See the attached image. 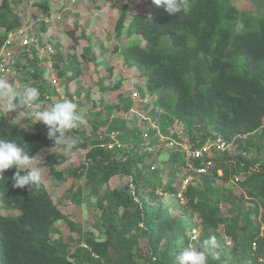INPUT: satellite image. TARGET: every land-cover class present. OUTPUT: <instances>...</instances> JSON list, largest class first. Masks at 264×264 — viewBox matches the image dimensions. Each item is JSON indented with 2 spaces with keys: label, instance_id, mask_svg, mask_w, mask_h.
I'll use <instances>...</instances> for the list:
<instances>
[{
  "label": "trees",
  "instance_id": "obj_1",
  "mask_svg": "<svg viewBox=\"0 0 264 264\" xmlns=\"http://www.w3.org/2000/svg\"><path fill=\"white\" fill-rule=\"evenodd\" d=\"M30 1V0H21ZM255 1V0H249ZM151 7L149 16L132 15L123 35L125 13L115 23V36L130 37L137 35L143 45H131L120 50L125 68L135 70L144 79V87L149 95H155L156 105L172 119L182 122L188 130L199 127L202 131H212L230 142L237 137L249 136L264 128V6L261 14L254 18L244 12H238L230 0H190V11L187 15H169L153 0H147ZM262 7V1H258ZM40 7L47 13L46 5ZM240 21L242 27L236 29ZM21 27V20L12 12L8 0L0 1V51L7 36ZM68 35L73 39V32ZM34 53V52H33ZM22 69L35 83L40 93L56 95L50 91L49 84L43 79L44 70L39 67L35 55H24ZM59 77L63 75L58 73ZM120 84L111 89L117 91ZM164 93H169L168 101ZM119 100L121 96H118ZM121 101V100H120ZM132 105L131 100H122L109 109L126 112ZM172 118V119H171ZM106 124L105 121L102 122ZM34 133L27 132L15 122L0 116V136L17 139L27 143L30 155L46 151L43 167L58 181L64 180L61 171L53 169L57 162L52 151L57 147L54 141L47 138L48 127L39 124ZM75 133L79 134L77 130ZM73 130L68 135L73 138ZM79 138L74 149H86L84 163L67 174L79 179L85 177L84 188L94 193L98 186L104 185L117 175H131L127 165L112 158L111 153L99 146L95 134ZM247 152L248 148L239 149ZM178 154H172L176 160ZM224 158L215 159L211 175L201 176L202 188L198 194L205 195L210 189L211 181L219 178L228 180V169ZM89 161V163L87 162ZM232 175H243L241 186L250 188L248 194L261 196L259 223L250 225V219L241 229L242 238H238L234 227H227L228 235L237 241L243 259L255 263L251 258L254 244H263L259 238L261 224L264 225V163L257 158H247L242 154L234 156L230 163ZM82 170V171H81ZM217 170L222 174L217 177ZM15 168L8 169L4 175L8 178L5 185H0L4 193V202L0 211L15 212V215L0 213V264H143V255L137 248V230L145 238L147 264H167L173 256L182 252L189 243L180 218L166 210H156L153 200L156 191L175 194L174 180L161 187L150 184L149 180L133 179L131 190L126 186L122 190L110 192V203L113 207L99 204L100 216L95 224L105 238L95 240L90 234H83L79 224L66 217L54 204L44 184L39 191L28 186L12 187V176ZM21 174H24L23 171ZM192 186L184 191V199L189 207L196 209L202 229H216L223 224L217 210L210 207L197 195ZM135 193L136 198L132 196ZM186 195V196H185ZM122 212L118 214L117 209ZM257 216V209L254 210ZM63 222L70 233L83 236V247H77L72 255L65 251V245L58 239L51 240L54 224ZM141 225V226H140Z\"/></svg>",
  "mask_w": 264,
  "mask_h": 264
},
{
  "label": "rangeland",
  "instance_id": "obj_2",
  "mask_svg": "<svg viewBox=\"0 0 264 264\" xmlns=\"http://www.w3.org/2000/svg\"><path fill=\"white\" fill-rule=\"evenodd\" d=\"M8 1L13 14L21 20L19 29L26 28L35 34L41 41L42 50L38 53L26 52L19 46L18 39L13 35L14 32H11L3 47L6 52L1 53L8 57L6 80L13 83L18 89L34 86L33 80L25 75L22 64L24 55L28 57L35 55L39 67L44 70V81L49 84L50 91L56 93L54 96H49L45 92L40 95L41 109L64 99L73 100L88 119L86 126L73 129V138H79V144L83 143L82 137H89L92 133L96 137L101 128H116L123 136L126 150L130 152L126 161H120L117 154H111V156L121 164L127 165L131 170V175L117 174L111 177L106 184L98 186L95 193L84 188L86 180L84 176L76 179L67 174L84 163L87 148H72L66 154L64 146L60 145L52 151L57 158L53 169L63 173L64 180L62 181L56 180L50 175L49 169L43 167L46 151L38 154V165L42 168L41 182L58 209L74 223L79 224L83 234L90 233L95 240L101 241L105 236L95 225L100 216L99 204L114 208L109 200L112 190H122L126 186L132 190L134 188V185L131 184L133 179H137L138 182L149 180L150 184L156 187H161L174 180L175 194L170 196L158 189L152 204L156 206V210H166L169 214L180 218L183 226L189 230L186 234L189 243L182 251L189 247L199 249L204 240L215 236L218 247L214 251L218 252L219 259L210 255L209 264H248L243 259L244 253L237 241L228 235L225 228L226 226L233 228L234 222H236L235 233L238 238H242L241 229L247 223L248 218L252 226L259 223V216L262 212L259 205L261 196L256 190H252L256 196L248 194L250 188L245 189L241 186L244 181L243 175H232L230 163L237 154H242L247 158H257L264 163V128L245 138L237 139L226 151L214 154L210 158L211 165L208 167L206 175H211L215 166H219L215 159L226 158L227 160L223 162L228 169V180L223 182L219 178L213 179L209 191L205 195H201V199L197 193L203 187V181L200 177L185 170L179 155L176 160H173V152L158 141L159 135L152 130V124H156L162 135L169 136L167 128L174 130L173 119L171 118L170 124L167 123L166 116L168 119L170 116L166 113L163 114L164 111L156 105L157 97L146 92L144 79L139 76L137 71L125 68L120 55L121 49L131 45L141 46L143 41L137 35L117 38L114 29L115 23L118 17L125 13L123 35L126 34V28L132 15L149 16L151 7L147 0ZM69 1H73V3H69ZM101 1H110V3L105 6V4H101ZM258 1H262V7L259 6ZM98 2L101 3L98 4ZM230 2L238 12H244L251 18L261 14L264 6V0H230ZM40 4L47 6V13L40 7ZM96 4L105 6V9L103 8L104 10L102 9L103 11L94 17L93 14L101 8ZM67 8L69 9L67 10ZM241 27L242 23L238 21L236 29L240 30ZM69 31L73 32L75 39L68 35ZM2 33L3 31L0 30V35ZM58 73L63 76L59 77ZM116 84H120V87L117 91H113L111 88ZM163 95L166 100H172L169 93ZM118 96H121V101ZM128 99L132 101L128 111L113 110L109 112L111 107ZM30 112L31 109L27 107L8 112L3 102H0L1 117L15 122L27 132L34 133L37 130L36 126L42 122H37ZM103 121L106 124L103 125ZM75 130L79 134L75 133ZM204 133V131L197 133L184 128L185 137L189 142H192L195 136L199 140H205ZM240 146L248 148L247 152L239 149ZM87 162L89 163V161ZM221 174L222 171L217 170V177H220ZM184 185L186 188L193 187V193L197 194L195 200L201 199L210 207L215 208L223 224L216 229H202L196 209L186 204V200H190L189 197L185 195L186 200L183 199L182 187ZM180 193H182L181 199L178 196ZM132 196L136 198L135 193H132ZM255 209L258 211L257 216L254 213ZM117 211L120 214L122 209L119 208ZM0 213L2 215L16 214L3 210ZM194 233L197 234L196 239H193ZM132 234L138 237L137 248L139 253L144 256L143 264H147L148 253L145 238L137 230ZM50 238L53 241L59 239L65 245V251L69 256L74 253L77 247L84 248L82 245L83 236L70 233L63 222L54 224V231ZM259 238L263 239V244L253 243L251 258L255 260L256 264H264L263 224L260 227ZM176 255L167 264H173ZM151 264H156V262Z\"/></svg>",
  "mask_w": 264,
  "mask_h": 264
},
{
  "label": "clouds",
  "instance_id": "obj_3",
  "mask_svg": "<svg viewBox=\"0 0 264 264\" xmlns=\"http://www.w3.org/2000/svg\"><path fill=\"white\" fill-rule=\"evenodd\" d=\"M158 7H162L169 15H187L190 11V0H153ZM41 93L35 86H25L18 89L10 81L0 78V102L7 111H15L25 107L31 109L30 115L48 127L47 138L54 141V146H64L65 153L69 152L77 143L68 133L88 124V119L77 103L64 99L41 109L39 100ZM27 143L14 138L0 136V185H5L8 178L4 175L8 169L15 168L12 176V187L23 189L28 186L29 191L41 188L42 168L38 165L37 155L29 154ZM23 171L24 174H21ZM4 193H0V204L4 202ZM197 238L194 233L193 239ZM215 236L203 241L201 248L189 247L174 258L173 264H209V256L219 259Z\"/></svg>",
  "mask_w": 264,
  "mask_h": 264
},
{
  "label": "built area",
  "instance_id": "obj_4",
  "mask_svg": "<svg viewBox=\"0 0 264 264\" xmlns=\"http://www.w3.org/2000/svg\"><path fill=\"white\" fill-rule=\"evenodd\" d=\"M57 19L59 18L57 17ZM13 35L18 39L19 46L26 52L38 53L42 50L39 38L26 28L16 30ZM7 59L8 57L2 55L0 51V78L3 79H6L8 76L9 64ZM146 98H148V96H146ZM163 114H165V112H163ZM148 122L150 123V120H148ZM173 126L174 130L167 128L169 136L162 135L159 126L156 124H152V130L159 135L158 141L161 142L165 148L180 156L182 166L185 170L197 177L207 174V169L211 165L210 158L214 154L223 153L230 148L237 139L246 137H237L230 142H226L215 132L206 131L204 133L206 136L205 140H199L197 136H195L193 141L189 142L184 134L185 125L179 120L173 119ZM194 131L198 133L201 132L202 129L195 127ZM96 137L99 146L111 154H117L120 161H126L129 158L130 152L126 150V143L123 140V136L116 128H101L97 132ZM185 190L186 186L184 185L182 191ZM178 196L181 199L182 193L178 194Z\"/></svg>",
  "mask_w": 264,
  "mask_h": 264
},
{
  "label": "crops",
  "instance_id": "obj_5",
  "mask_svg": "<svg viewBox=\"0 0 264 264\" xmlns=\"http://www.w3.org/2000/svg\"><path fill=\"white\" fill-rule=\"evenodd\" d=\"M70 2L73 3V1H69V3H70ZM101 2H102V3H101ZM101 2H98V4L101 3L102 5L105 4V6H106V5L108 6L109 3H110V1H109V2H103V1H101ZM98 4H96L98 7L101 6V5H98ZM111 4H112V3H111ZM94 5H95V4H94ZM105 6H101L100 10H97L96 13L93 14V16H94V17H97V16L100 14V12H102V11L105 9V8H104ZM69 7H71V6H69ZM103 8H104V9H103ZM68 9H69V8H67V10H68ZM102 9H103V10H102ZM112 10H114L113 7H112ZM104 14H105V16H106V11L104 12ZM115 14H116V13H115ZM94 19L96 20L97 18H94ZM4 52H6V49H5V48H3V49L1 50V53H2V54H3Z\"/></svg>",
  "mask_w": 264,
  "mask_h": 264
}]
</instances>
